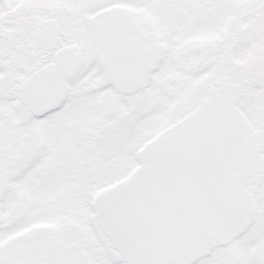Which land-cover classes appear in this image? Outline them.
Returning a JSON list of instances; mask_svg holds the SVG:
<instances>
[{
	"label": "snow or ice",
	"instance_id": "6c2138e0",
	"mask_svg": "<svg viewBox=\"0 0 264 264\" xmlns=\"http://www.w3.org/2000/svg\"><path fill=\"white\" fill-rule=\"evenodd\" d=\"M0 264H264V0H0Z\"/></svg>",
	"mask_w": 264,
	"mask_h": 264
}]
</instances>
